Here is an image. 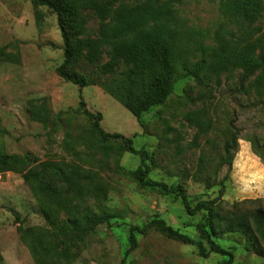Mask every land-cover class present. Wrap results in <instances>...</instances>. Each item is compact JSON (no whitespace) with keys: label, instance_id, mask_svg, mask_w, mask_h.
<instances>
[{"label":"rangeland","instance_id":"374dc122","mask_svg":"<svg viewBox=\"0 0 264 264\" xmlns=\"http://www.w3.org/2000/svg\"><path fill=\"white\" fill-rule=\"evenodd\" d=\"M95 1L93 8L84 11L89 18L87 33L72 38L71 67L91 79V84L79 86L57 73L64 61V42L56 14L34 0H0V264H47L49 258L42 254L36 260L21 239V228L48 234L61 256L72 259L70 264H121L130 247L129 225L141 226L156 216L198 237L195 224L204 213L190 216L175 194L141 186L131 175L141 166V155L95 132L81 98L87 109L102 113L104 130L133 137L136 148L150 152V178L170 186L182 184L193 204L214 199L220 189L194 177L203 158L208 161L202 170L212 176L213 184L226 177L225 202L264 199V159L254 154L247 140L256 135L264 144V97L258 84L249 81L238 93L242 68L224 67L212 77L205 69L198 75L185 69L202 57V41L222 46L226 54L249 45L264 16L244 29L226 14L222 0H153L158 6L168 2L177 11L173 90L160 101L135 88L118 101L98 82L116 77L133 63L117 62L109 53L111 46L104 45L100 61L92 64L85 40L88 34L97 36L102 25H115V12L122 3L139 7L149 0ZM228 126L242 137L230 171L220 166ZM34 159L98 174L93 180H80L64 194L54 223L25 178ZM244 163L252 173L236 175ZM5 165L11 169L5 170ZM119 166L124 173L118 172ZM73 206L88 209L91 215L106 212L112 225L102 224L93 232L78 230L69 223ZM218 241L234 252L233 264H264L263 257L246 249L238 233L222 235ZM219 259L217 254L203 258L195 246L150 230L138 236V246L124 264H217Z\"/></svg>","mask_w":264,"mask_h":264},{"label":"trees","instance_id":"16d2710c","mask_svg":"<svg viewBox=\"0 0 264 264\" xmlns=\"http://www.w3.org/2000/svg\"><path fill=\"white\" fill-rule=\"evenodd\" d=\"M37 4L49 7L57 16L59 28L64 42V61L57 67V73L66 81L86 86L91 84V79L78 74L72 66V38L79 34L87 33L88 16L84 14L87 9L96 5L95 0H34ZM99 9L100 6H96ZM222 7L226 14L244 29H250L260 17L264 16V0H222ZM99 11V10H98ZM117 23L112 26L102 25L93 37L88 34L86 46L89 47L88 61L98 64L101 59L104 45H110V55L117 62H130L129 65L110 80L100 81L98 84L116 100L126 99L135 88H142L146 94L164 101L173 90L175 59L173 24L177 11L170 3L158 6L155 1L149 0L143 6H131L122 3L115 12ZM264 18V17H263ZM260 31L257 37L246 47L232 54H226L222 46L200 43L202 57L193 68L185 65L189 74L198 75V70L205 69L209 77L214 72L224 70V67L242 68L238 78V93L245 90L250 81L258 84L256 87L260 97H264V20L258 25ZM157 42H159L157 46ZM161 43V45H160ZM160 46V47H159ZM209 58V59H208ZM126 62V63H127ZM226 70V69H225ZM254 78V80H253ZM263 99V98H261ZM84 112L92 120V127L104 139L118 140L124 150L141 155L142 164L131 172L132 177L143 187L160 189L165 194H175L184 205L190 216L204 213L202 220L195 224L198 233L197 238L183 233L169 225L167 221L156 216L143 225H129L130 247L126 250L125 259L138 246V236L156 230L170 239L192 245L197 248L199 256L208 258L211 254L221 256L217 264H233L235 255L231 249L222 246L218 238L225 234L238 233L244 239L247 250L255 252L264 258V199H244L231 204L225 202L223 193L225 188L224 179L212 183V176L203 172L204 163L208 160L203 158L202 166L195 172L194 177L204 182L208 187L220 186L218 196L211 200H199L193 204L186 188L182 184L167 185L149 177L150 166L147 160L150 152L144 148L138 149L134 145L133 137L125 136L119 132H108L103 129L101 112H92L86 108V102L81 98ZM260 104V103H259ZM257 104V105H259ZM141 114L138 119L140 120ZM142 123V122H141ZM224 145L221 155L220 166H226L228 171L232 169L233 160L239 150V140L242 139L239 132L233 126L224 129ZM253 145V152L260 159H264V144L256 135L247 139ZM207 160V161H206ZM25 175L27 182L43 200L48 211L47 219L52 223L58 208L62 205L64 194L70 189H75L80 180H93L97 173L92 170H82L69 165L51 160H31ZM11 169L5 165V170ZM118 172L124 173L122 167H117ZM70 209L73 219L69 221L78 230L83 232L96 231L102 224L112 225L111 216L106 212L92 214L80 206ZM88 224L87 226H85ZM23 239L33 251L37 261L38 253L49 258L47 264H70L72 259L61 256L54 243L46 233L24 230L21 228ZM48 254V255H47ZM44 259L40 258V263ZM43 264H46L44 261Z\"/></svg>","mask_w":264,"mask_h":264},{"label":"crops","instance_id":"0c3cea01","mask_svg":"<svg viewBox=\"0 0 264 264\" xmlns=\"http://www.w3.org/2000/svg\"><path fill=\"white\" fill-rule=\"evenodd\" d=\"M244 165H245V166H241V168H240L239 171L236 170V175H238L237 173L243 175L244 172H245V173H252L251 169L248 168V165L245 164V163H244ZM262 167H263V170H264V163H262ZM241 169H242V171H241ZM242 178H243V176H242Z\"/></svg>","mask_w":264,"mask_h":264}]
</instances>
